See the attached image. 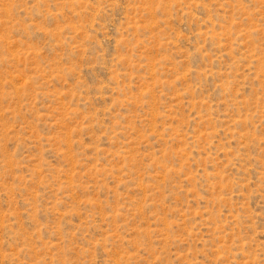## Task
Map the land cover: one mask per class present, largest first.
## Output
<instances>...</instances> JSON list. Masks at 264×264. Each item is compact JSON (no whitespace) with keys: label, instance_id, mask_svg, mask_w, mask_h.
Returning a JSON list of instances; mask_svg holds the SVG:
<instances>
[{"label":"rangeland","instance_id":"374dc122","mask_svg":"<svg viewBox=\"0 0 264 264\" xmlns=\"http://www.w3.org/2000/svg\"><path fill=\"white\" fill-rule=\"evenodd\" d=\"M0 264H264V0H0Z\"/></svg>","mask_w":264,"mask_h":264}]
</instances>
